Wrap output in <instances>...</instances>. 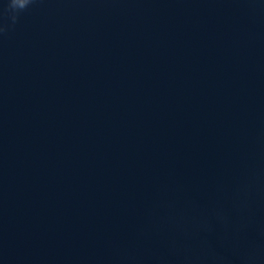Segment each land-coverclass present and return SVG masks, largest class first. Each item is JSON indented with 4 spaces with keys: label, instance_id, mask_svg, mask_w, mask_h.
<instances>
[{
    "label": "water",
    "instance_id": "1",
    "mask_svg": "<svg viewBox=\"0 0 264 264\" xmlns=\"http://www.w3.org/2000/svg\"><path fill=\"white\" fill-rule=\"evenodd\" d=\"M0 0V264H264V0Z\"/></svg>",
    "mask_w": 264,
    "mask_h": 264
},
{
    "label": "clouds",
    "instance_id": "2",
    "mask_svg": "<svg viewBox=\"0 0 264 264\" xmlns=\"http://www.w3.org/2000/svg\"><path fill=\"white\" fill-rule=\"evenodd\" d=\"M34 0H9L8 2V9L10 13H12V20L13 22L16 21L18 18V14L27 9L30 4H32ZM0 31H3V29H0Z\"/></svg>",
    "mask_w": 264,
    "mask_h": 264
}]
</instances>
